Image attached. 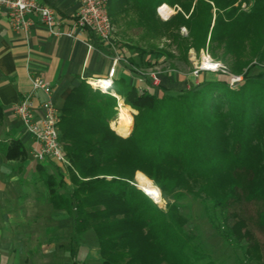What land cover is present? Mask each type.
<instances>
[{"label":"trees","instance_id":"1","mask_svg":"<svg viewBox=\"0 0 264 264\" xmlns=\"http://www.w3.org/2000/svg\"><path fill=\"white\" fill-rule=\"evenodd\" d=\"M243 3L250 1L108 0L112 22L125 14L156 35L185 27L190 47L221 46L233 60L228 74L187 90L160 87L156 96L131 85L114 89L137 112L126 137L110 127L115 97L81 81L64 100L59 142L72 188L60 193L62 179L48 174L43 183L53 209L71 217L72 238L93 232L101 264H218L185 231L176 202L186 195L203 202L210 224L230 245L246 243L240 247L246 260L264 264V244L249 225L264 233V70L250 73L264 63V0L247 10ZM161 5L179 9L163 25L155 20ZM232 75L241 78L234 89ZM18 148L7 157L21 155ZM136 172L173 202L158 207L134 185ZM247 205L255 206L251 218L243 214ZM70 255V264H81L74 249Z\"/></svg>","mask_w":264,"mask_h":264},{"label":"crops","instance_id":"2","mask_svg":"<svg viewBox=\"0 0 264 264\" xmlns=\"http://www.w3.org/2000/svg\"><path fill=\"white\" fill-rule=\"evenodd\" d=\"M42 1L62 20L60 32L72 31L71 36H54L37 21L28 34L17 32L0 11V264L72 262L70 251L60 243L69 229L72 230V219L66 212L53 209L43 183L45 174L53 176L48 167L54 164L59 167L58 177L63 181L58 191L66 192L72 188L67 169L64 172L53 160L37 161L31 157L35 143L14 114V107L31 92V78L40 77L50 84L60 111L78 83L108 79L114 59V53L103 47L92 32L73 28L78 0ZM114 42L116 45L115 34ZM117 49L121 59L115 67L111 87L118 101L122 98L114 89L120 90L123 85L160 96L159 89L158 92L150 89L147 80L139 82L146 68L140 66L133 70V64L138 65L143 59L127 47ZM32 100L39 111L43 95L35 93ZM15 145H19L22 154L7 157ZM11 152L15 155L18 150ZM76 260L81 262L78 251Z\"/></svg>","mask_w":264,"mask_h":264},{"label":"rangeland","instance_id":"3","mask_svg":"<svg viewBox=\"0 0 264 264\" xmlns=\"http://www.w3.org/2000/svg\"><path fill=\"white\" fill-rule=\"evenodd\" d=\"M248 1L251 3L253 0ZM250 3H243L241 6L242 9L247 10L250 6ZM169 8L172 10V13L168 17H165L162 13V16L158 15L156 10L155 20L158 22V24L163 25L179 11L178 8ZM132 15L133 14L130 13V16ZM129 19L132 21L131 24H127V21L130 22ZM113 25L117 48L121 49L123 47H132L133 49L131 50L135 52L138 57L139 54L143 52V54H141L143 55V62L138 65H135L134 63L133 70L135 68H139L140 66H142V68H146V80L149 82V88L155 89L157 92L162 86L166 88L168 87V89L172 91H181V89L186 90L189 87L198 85L202 80L212 79L214 77L216 78L215 74H217L219 71L202 70L195 74V71L203 66L204 62L209 60L213 63L224 66L227 73L223 74H228L230 72L229 68L233 57L229 54H226L221 46L210 47L206 45L205 47L199 49L190 47L188 45L189 32L185 27H180L178 29L173 27L170 28L169 32L166 34L160 33V35H156V30L153 29L154 27L148 26L144 23H135L134 17L132 18L125 14H121L119 19L113 18ZM146 58L147 60H145ZM263 70L264 63L255 65L250 73L251 75H255ZM151 72L158 73V86H153L151 84L149 79ZM237 77L239 76H230V87L232 89H234L236 86L235 84L239 82H233L232 79H236ZM159 95H161L160 90ZM118 102L119 101L117 100V108L118 106L127 107L124 105L123 99L119 102L120 105H118ZM131 110L134 111L133 109ZM136 114V111L132 113V123ZM117 116L118 110H116V114L113 115L110 121L111 127L116 122ZM115 133L118 134L117 132ZM60 169H62L64 172L66 171L65 167L61 166ZM48 170L53 173V176L56 180H61L58 177L59 167H56L54 164H50ZM137 173L138 172L135 173L133 183L138 187ZM67 175L68 172L66 171V176ZM161 197L162 203L160 204L155 203L151 199L160 208L164 209L166 204L173 202L172 199L164 198L162 193ZM176 204L179 206L181 215L187 219L185 231L195 238V243H197L200 251L207 258L218 264H255L254 261L246 260L243 254V249L241 248L246 245L245 242L240 244L241 248L234 247L230 245L224 238H222L220 234L212 227L206 214L205 205L200 199L186 195L180 201L176 202ZM254 213V205H247L244 207L243 214L247 217H253ZM216 216L218 219L220 215H217L216 213ZM249 225L256 238L261 244H264V233L252 225L251 222H249ZM72 237V230L69 229L66 238L60 243H62L63 247H65L68 251L71 249H74L76 252L78 251L81 264H101V260L98 255L99 253L97 251L98 244L92 231H88L76 239Z\"/></svg>","mask_w":264,"mask_h":264},{"label":"built area","instance_id":"4","mask_svg":"<svg viewBox=\"0 0 264 264\" xmlns=\"http://www.w3.org/2000/svg\"><path fill=\"white\" fill-rule=\"evenodd\" d=\"M79 8L74 17V29L89 30L97 41L109 51L114 53L112 67L108 73V79L102 80L103 84H97L99 80H88L87 84L94 90L103 94H109L117 98L112 91V78L115 73V67L120 61L118 49L114 42V25L108 12V0H78ZM165 5L157 8L158 15ZM0 11L6 16L10 27L24 34H28L30 28L37 21L44 25L50 34L58 36L65 34L72 35V31L61 33L60 27L62 20L57 12L45 4L42 0H0ZM210 61V60H209ZM213 63V62H212ZM214 69L208 70L201 66L195 71H219L227 73L224 66L213 63ZM158 73L151 72L149 79L153 86L159 85ZM147 73L139 79L144 81ZM233 78V77H232ZM240 77L232 79L234 82L240 81ZM31 92L26 95L13 109L14 114L22 123L24 131L32 137L35 147L30 151V155L37 161L46 159L53 160L56 164L67 167L69 163L65 157L61 143L59 142V122L60 111L52 97V88L50 84L40 77L31 78ZM232 82V83H233ZM41 93L44 100L36 111L33 105V96L35 93ZM119 108V107H118Z\"/></svg>","mask_w":264,"mask_h":264},{"label":"bare ground","instance_id":"5","mask_svg":"<svg viewBox=\"0 0 264 264\" xmlns=\"http://www.w3.org/2000/svg\"><path fill=\"white\" fill-rule=\"evenodd\" d=\"M163 14L165 17L171 15L172 10L167 6H163L160 10V14ZM204 69L212 70L214 69V65L211 61H206L203 63ZM103 81L98 82L97 84H103ZM132 113L128 107L120 106L118 108V116L116 122L113 124V129L122 136H126L132 126ZM137 185L140 190L144 192L145 195L150 197L155 203H162L161 192L156 187L152 181H150L144 174L138 172L137 173Z\"/></svg>","mask_w":264,"mask_h":264},{"label":"water","instance_id":"6","mask_svg":"<svg viewBox=\"0 0 264 264\" xmlns=\"http://www.w3.org/2000/svg\"><path fill=\"white\" fill-rule=\"evenodd\" d=\"M131 129H132V126H131ZM131 129H130V131H129V133L131 132ZM114 130V129H113ZM115 131V130H114ZM116 132V131H115ZM129 133L126 135V136H128L129 135ZM126 136H123V137H126ZM136 186V185H135ZM137 187V186H136ZM138 188V187H137ZM139 189V188H138ZM148 198H150V197H148Z\"/></svg>","mask_w":264,"mask_h":264}]
</instances>
